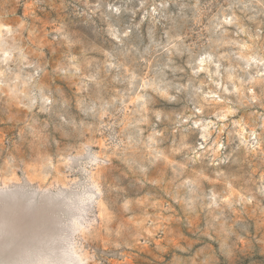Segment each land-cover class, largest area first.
<instances>
[{"label":"rangeland","instance_id":"rangeland-1","mask_svg":"<svg viewBox=\"0 0 264 264\" xmlns=\"http://www.w3.org/2000/svg\"><path fill=\"white\" fill-rule=\"evenodd\" d=\"M0 264H264V0H0Z\"/></svg>","mask_w":264,"mask_h":264}]
</instances>
